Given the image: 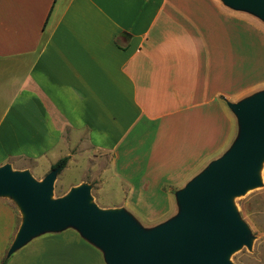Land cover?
<instances>
[{
	"label": "crops",
	"instance_id": "0c3cea01",
	"mask_svg": "<svg viewBox=\"0 0 264 264\" xmlns=\"http://www.w3.org/2000/svg\"><path fill=\"white\" fill-rule=\"evenodd\" d=\"M227 8L221 0H0V165L45 162L48 173L68 156L66 172L91 158L103 178L96 198L108 180L122 188L109 208L171 211L175 193L236 140L229 103L264 90L232 87L242 62L233 44L241 51L246 36Z\"/></svg>",
	"mask_w": 264,
	"mask_h": 264
},
{
	"label": "water",
	"instance_id": "95a60500",
	"mask_svg": "<svg viewBox=\"0 0 264 264\" xmlns=\"http://www.w3.org/2000/svg\"><path fill=\"white\" fill-rule=\"evenodd\" d=\"M264 20V0H221ZM239 133L232 146L175 193L179 212L169 220L142 229L123 208L101 209L90 203L87 183L51 199L56 177L51 169L41 181L27 170L0 167V195L11 196L23 221L7 256L41 231L73 225L82 237L104 252L106 264H233L229 254L249 243V233L227 197L259 183L264 158V90L229 103Z\"/></svg>",
	"mask_w": 264,
	"mask_h": 264
},
{
	"label": "rangeland",
	"instance_id": "374dc122",
	"mask_svg": "<svg viewBox=\"0 0 264 264\" xmlns=\"http://www.w3.org/2000/svg\"><path fill=\"white\" fill-rule=\"evenodd\" d=\"M228 9L233 21L242 22L243 40L241 51L239 46L236 50L233 44V54L241 56V68H233L232 87H264V20L247 10ZM236 32L233 31L232 38L235 39ZM251 94V93H249ZM247 94V95H249ZM244 98V97H243ZM233 141L231 142V144ZM230 144V143H229ZM227 144L223 153L230 145ZM222 153V154H223ZM94 155V154H93ZM94 160V159H93ZM83 169H72L57 172L50 198L55 199L64 196L68 191L75 187L74 184H91L90 203L96 204L101 209H109L117 202L121 196L120 183L115 180H108L104 184L103 193L100 198H96V188L102 182L100 174L93 175V161L87 158ZM10 164L11 169L20 167L15 162ZM2 165H0L1 167ZM16 166V167H15ZM48 164L25 162L22 170H27L31 176L41 181L47 174L45 171ZM259 183L247 187L241 193H230L227 200L243 222L249 233V243L242 244L233 250L228 260L233 264H264V158L261 161L257 172ZM106 181V180H105ZM79 184V185H80ZM78 186V185H77ZM95 186V187H94ZM150 206V205H149ZM141 203L140 208L145 213V217L137 215L136 212L127 209V212L135 219L139 226L144 230H149L177 215L179 205L176 197L171 211L162 213L160 208L166 205L157 203L152 204V208ZM163 208V207H162ZM153 210V212H150ZM159 216V217H158ZM23 221V213L17 202L9 195H0V263L4 258H8L6 264H106L104 261V252L93 242L82 237L78 230L71 224H68L60 231L45 230L32 236L23 246L15 250L10 256H7L16 234ZM63 237L55 243L48 240L47 237L59 235ZM52 235V236H51ZM77 236V237H76ZM81 240L84 245L80 246L76 242ZM176 264V263H173Z\"/></svg>",
	"mask_w": 264,
	"mask_h": 264
},
{
	"label": "trees",
	"instance_id": "16d2710c",
	"mask_svg": "<svg viewBox=\"0 0 264 264\" xmlns=\"http://www.w3.org/2000/svg\"><path fill=\"white\" fill-rule=\"evenodd\" d=\"M69 157L68 156H64V157H61L59 160H57L54 164L51 165V169H58L59 172L64 169V167L66 166L67 164V161H68ZM8 261V258H4L0 264H6Z\"/></svg>",
	"mask_w": 264,
	"mask_h": 264
}]
</instances>
